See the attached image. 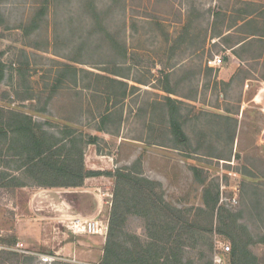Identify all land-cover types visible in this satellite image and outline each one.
<instances>
[{
	"label": "rangeland",
	"instance_id": "374dc122",
	"mask_svg": "<svg viewBox=\"0 0 264 264\" xmlns=\"http://www.w3.org/2000/svg\"><path fill=\"white\" fill-rule=\"evenodd\" d=\"M246 4L264 33V0H0V106L28 113L54 131L68 124L84 139L96 135V144L83 146L87 169L132 166L156 181L157 194L173 207L201 205L202 186L191 169L199 167L217 186L218 205L237 214L248 249L264 264V100L254 99L264 76V60H258L264 42L231 50L255 28L242 24ZM230 53L245 65L224 81L226 62L208 66L207 60ZM65 63L75 72L68 70V82L49 98ZM104 77L134 88L118 102L121 88L109 92ZM166 84L173 93L163 90ZM106 92L115 93L109 101ZM165 96L177 99L187 144L169 140ZM106 107L114 115L106 123L109 132H97ZM2 140L0 264H100L114 178L41 186L17 170L22 159ZM233 196L237 203L231 205L226 201ZM77 217L96 221L100 233L78 230ZM217 226L215 219L211 232L188 239L184 258L205 264L220 251L219 242L231 248ZM122 227L142 241L153 232L143 214L128 213Z\"/></svg>",
	"mask_w": 264,
	"mask_h": 264
},
{
	"label": "trees",
	"instance_id": "16d2710c",
	"mask_svg": "<svg viewBox=\"0 0 264 264\" xmlns=\"http://www.w3.org/2000/svg\"><path fill=\"white\" fill-rule=\"evenodd\" d=\"M249 6L246 4L247 9L241 10L242 15L245 16L241 21L247 26L255 23L253 24L255 28L253 32L248 31L246 34L264 38V33H261L257 27V21H253L254 11L251 12ZM247 38V36L240 38L235 44L242 45ZM261 56L262 53L259 57ZM62 67L64 70L57 75L49 98L56 88L68 82L67 71L73 69L75 72V68L66 63ZM113 74L124 77L120 73L113 72ZM2 75L3 71L0 68V79ZM77 78L75 74L72 79L74 84L77 83ZM105 79L108 82L107 87L110 88L109 92L111 88H121L117 96L118 102L123 101L128 95L127 91L134 88L133 85L128 87V83L120 79L113 77ZM162 88L167 93H173L167 84ZM109 92H106L107 101L115 94ZM176 102L177 99L165 96L162 103L167 110L169 140L175 146L176 143L188 142L182 130ZM98 117L96 131L109 132L106 123L114 117L110 109L106 107ZM227 132L229 133V130ZM230 136L232 141L233 130ZM0 137L3 138L1 143H11L12 148L15 149V156L22 159L17 170L24 169L33 177L34 182L41 186H80L86 177L97 175L114 178V199L100 264H195L193 260L184 258L183 248L187 244L186 241L211 232L215 219H218L217 231L226 235L231 242L230 251L226 255L229 263L259 264L257 257L248 249V242L245 240L246 229L241 230L236 223L237 214L218 205L219 190L216 185L207 182L201 176L202 171L199 167L193 166L191 169L202 186L201 205L194 210L173 207L157 194L156 188L159 184L136 173L132 170V166L116 167L113 171L87 169L84 164L83 146L96 144V135H88L87 139H84L81 131L68 124L54 131L43 127L28 113L0 106ZM128 213L143 214L148 217L153 232H149L145 241L137 236L130 237L122 230Z\"/></svg>",
	"mask_w": 264,
	"mask_h": 264
},
{
	"label": "built area",
	"instance_id": "2783aa9c",
	"mask_svg": "<svg viewBox=\"0 0 264 264\" xmlns=\"http://www.w3.org/2000/svg\"><path fill=\"white\" fill-rule=\"evenodd\" d=\"M223 59L220 56H215L211 59L207 60L208 66H220ZM223 202V201H220ZM227 203L234 205L237 203V199L235 196L228 199L226 201ZM76 222L74 223V226L78 228V230H82L83 232H89V233H100V226L97 225L96 221H93L91 219H81L79 217L75 218ZM219 248L220 251H215L212 256V264H230L227 259V253L230 251V244L226 242H219Z\"/></svg>",
	"mask_w": 264,
	"mask_h": 264
},
{
	"label": "crops",
	"instance_id": "0c3cea01",
	"mask_svg": "<svg viewBox=\"0 0 264 264\" xmlns=\"http://www.w3.org/2000/svg\"><path fill=\"white\" fill-rule=\"evenodd\" d=\"M254 13L255 12H253V14L252 15H254ZM253 17V16H252ZM254 18V17H253ZM230 32V30H228L227 32H226V34H228ZM259 39H261V42H262V40H264V38H259L258 36H254V35H252V36H249V38H247V40L246 41H251V42H254V41H259ZM250 42V43H251ZM246 43V42H245ZM238 46H240V44H235L234 46H233V48H231V50L232 49H234V48H236V47H238ZM230 50V51H231ZM224 59V62H226V65H225V68H224V70H223V75H222V79L224 80V81H226V80H228L233 74H234V72L237 70V68H239L241 65H243L244 64V61L243 60H241V59H239L237 56H235L233 53H230V58L229 57H227V56H225V57H223ZM258 60L260 61V64H261V62H263V60H264V56H261V57H259L258 58ZM245 65V64H244ZM260 80H259V83H260V85L258 86V88H257V92L254 94V99H256L257 101H260V100H264V76H262V77H260L259 78ZM245 80L246 81H252V79H250V78H245ZM248 85V84H247ZM264 109V108H263ZM96 156H102V155H97V153H96ZM109 158H111L110 156H108ZM92 165H96V163L95 162H93L92 163ZM90 168H94V167H90ZM92 170H96V169H92ZM87 181V178H86V180H85V182ZM96 189H98V188H96Z\"/></svg>",
	"mask_w": 264,
	"mask_h": 264
}]
</instances>
